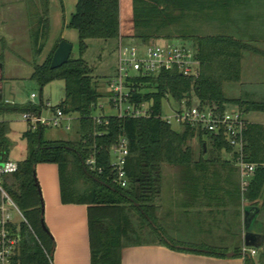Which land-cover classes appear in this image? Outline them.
Here are the masks:
<instances>
[{"label": "trees", "instance_id": "16d2710c", "mask_svg": "<svg viewBox=\"0 0 264 264\" xmlns=\"http://www.w3.org/2000/svg\"><path fill=\"white\" fill-rule=\"evenodd\" d=\"M244 1L130 0L132 36L143 43L170 38L190 40L199 61V75L192 80L182 78L176 72H164L156 78L137 80L136 87H147L153 92L134 94L133 99L141 102L152 98L153 115L145 119L103 117L100 124H96L93 112L97 101L107 93L102 96L98 92V81L92 78V71L83 56L92 41L112 43L113 52L116 51L118 40H122L120 0H77L66 26L77 32V58L70 55L65 65L50 70L52 55L61 42L59 39L44 62L32 67L30 76L41 89L56 80L63 82L64 97L56 109L74 117L76 139L45 140L46 128L31 130L27 127L21 135L25 142V157L17 162L16 173L3 179L5 191L26 221L18 227L19 264H51L54 243L43 221V203L35 176V168L40 164L57 167L61 204L87 207L90 264H120L122 249L143 244L138 239L139 233L156 236L160 244L172 250L201 253L183 246L178 248L153 227L151 213L156 209L164 183L187 189L219 187L223 189V195L236 204L243 201L251 210L258 209L264 216V125L246 122L244 160L258 167L246 193L241 194L238 170L222 160V151H229L224 142L188 127L175 132L156 117L165 95L179 101L189 99L191 93L203 104H216L221 109L235 106L242 115L264 112V101H242L226 95L229 85L240 80L243 59L248 60L247 57L253 55V59L264 60V50L258 51L251 41L229 35L200 36L190 31L186 23L195 17L222 24L231 14L240 12L238 7L242 8ZM46 3L44 0L43 16L31 31L34 56L42 52L47 42ZM42 107L43 104L17 105L2 100L0 118L12 114H39ZM9 133V123L0 120V155L5 160L11 149ZM119 138H124L128 146L124 189L114 183L110 166V149ZM193 139L198 141V156L190 146ZM90 155L95 156L100 174L86 168L84 163ZM166 168L172 170L170 174L175 173L174 182L163 181L162 171ZM234 257L243 258L244 264H264V242L256 259L242 256L239 251Z\"/></svg>", "mask_w": 264, "mask_h": 264}, {"label": "crops", "instance_id": "0c3cea01", "mask_svg": "<svg viewBox=\"0 0 264 264\" xmlns=\"http://www.w3.org/2000/svg\"><path fill=\"white\" fill-rule=\"evenodd\" d=\"M62 1L59 0L61 12ZM12 2L15 0H0V11L10 7L9 4ZM17 2L21 6L22 14H8V16L0 14V28H5L8 21L14 22L12 25L14 29L8 33L14 34L17 38L16 27L18 25L20 27L18 36L22 37V47L25 51H31V31L37 27L39 17L43 16L44 0H17ZM46 2L47 14L44 16L49 20L51 17L48 14L49 0ZM73 2L76 5L77 0ZM68 21L69 18L61 19L59 39L71 44L74 35L71 29L66 27ZM186 23L187 28L195 34L205 32L234 35L245 41H251L252 47L258 51L264 50V23L260 21V14H231L230 18L222 24L212 19L195 17L190 18ZM48 30L47 24V41ZM3 33V31L0 32V38L5 34ZM52 47L53 44L46 45L36 56L41 58L39 59L40 65ZM251 57L253 55L247 57L249 59L247 62L246 58L243 59L240 80L229 85L227 94L232 99L263 102L264 72L258 68L257 63ZM0 90L2 96L1 66ZM257 115H264V112H248L243 117L245 122L264 125V122L258 123ZM35 176L43 203V221L54 243L51 263L90 264L87 207L77 204H61L58 172L55 165H37ZM222 191L223 189L219 187L187 189L174 185H163L156 209L151 213L155 224L153 227L177 247L200 250L201 253L172 250L160 244L157 238H150L139 246L122 249L120 264H244L243 258H236L234 255L237 251L241 254L243 248H248L245 245H249L244 243V236L248 233L245 219L251 215L250 212L246 215L245 209L249 207L243 201L239 205L236 204L232 199L224 196ZM239 219L242 221L241 228L238 225ZM238 241L242 242L240 247Z\"/></svg>", "mask_w": 264, "mask_h": 264}, {"label": "built area", "instance_id": "2783aa9c", "mask_svg": "<svg viewBox=\"0 0 264 264\" xmlns=\"http://www.w3.org/2000/svg\"><path fill=\"white\" fill-rule=\"evenodd\" d=\"M164 72H176L182 78L197 79L199 61L195 50L183 45L157 43L152 40L140 42L139 47L128 46L119 39L115 51L114 72L106 82V99L108 106L115 111L114 117L150 118L153 115V99L136 102L133 97L134 94L153 91L147 87H136V81L156 78ZM30 98L35 99L33 95ZM44 108L48 109V104L43 105L42 111ZM42 111L39 114H22L21 119L31 130L36 127L70 130L73 116L55 109L51 116L43 117ZM156 117L170 127H188L224 142L229 151H222V154L227 156L226 161L238 170L241 194L246 193L258 166L244 160L243 132L246 122L238 108L230 109L225 106L221 109L216 104H203L193 93L189 99L179 101L165 95L161 101L160 113ZM101 118L103 117H93L94 123L100 124ZM109 155L114 183L124 189L127 185L124 171L128 157L127 141L119 138L111 147ZM84 164L90 172L101 173L100 168L96 167L94 155H90ZM17 170V162L9 158L5 160L0 155V264H19V224L14 218H18L20 223L26 224V221L3 187V179L15 174ZM241 254L254 258L257 252L254 248H243Z\"/></svg>", "mask_w": 264, "mask_h": 264}, {"label": "rangeland", "instance_id": "374dc122", "mask_svg": "<svg viewBox=\"0 0 264 264\" xmlns=\"http://www.w3.org/2000/svg\"><path fill=\"white\" fill-rule=\"evenodd\" d=\"M62 12L60 10V2L59 0H49V11L50 18L48 20V41L45 44L53 46L59 40V26L61 25V19L70 18V14H73L75 11V3L73 0H63ZM247 3V4H246ZM246 3L242 6L239 11H236L235 14H260V21L264 23V0H246ZM10 7L4 8L0 11V14L8 16V14H22L20 9V5L15 0L9 4ZM12 6V7H11ZM13 17V16H12ZM11 17V18H12ZM13 19V18H12ZM120 33L122 37V41L125 45L128 46H136L139 47L140 40L134 38L132 35V14H131V5L130 0H120ZM14 22L8 21L5 25V28H0V32H4L3 36L1 35L0 41V66L2 68V100L8 104H17V105H40L44 106L48 104L49 108H44L42 111L43 117L51 116V113L56 109V107L61 103L64 97V85L61 81H53L43 87L42 89L35 85L31 80L30 76L32 73V67L34 65H40L41 58H38L33 55L32 48L31 51H25L22 47V37L18 36L20 34V27L17 25L16 31L17 38L14 34H9L11 30L14 29ZM12 26V27H11ZM6 29L8 31H6ZM74 35L72 39L71 46V57L77 58V36L74 30H70ZM221 35H228L223 33H218ZM218 34H207L200 33V36H208V35H218ZM234 38H238V36L229 35ZM157 43H170L172 45H183L187 48L193 49V43L190 40H182L179 38H170L169 40L157 39L152 40ZM59 44V43H58ZM114 46L112 43L104 44L102 42L92 41L88 44V50L86 54L83 56L84 62L89 66L92 73V78L97 79L99 84L98 92L103 96L106 92V84L107 79L114 72L115 65V52ZM258 68L264 72V60L260 58L253 59ZM249 61L246 60V62ZM33 95L35 99L31 100L30 96ZM226 95L227 89H226ZM229 97V96H227ZM227 108L232 109V106H226ZM115 115V111L108 106V99L104 95L97 101V106L95 111L93 112V117H112ZM249 117V116H248ZM258 123L264 122V115L256 116ZM5 122L9 123L10 133L8 135V140L11 144V149L9 153V159L13 162L22 161L25 157V142L21 139L22 132L27 129L25 123L21 119V115L12 114L5 115L3 118H0ZM72 128L69 131H66L64 128L54 129V128H46L43 133V138L45 140L51 141H67L76 139L75 135V122L71 121ZM172 130L175 132H179L180 128L172 125ZM191 148L195 152V156H198V141L193 139L190 142ZM227 156L222 154V160L226 161ZM231 164L230 162H228ZM41 165V164H40ZM232 165V164H231ZM218 169V168H217ZM172 172L171 169H165L162 171L163 181L166 182H174L173 178L175 177V173L170 174ZM177 177V176H176ZM175 180V179H174ZM165 185H170L168 183H164ZM258 210V209H256ZM250 214H254V211L251 210ZM241 217V216H240ZM17 224H20L18 218H14ZM262 227V235L264 242V216L259 214L256 218ZM238 225L240 228L242 227V221L238 220ZM253 222L248 223V227L251 228ZM138 239L141 242L148 241L150 238H156V236L148 237L143 235V233H139ZM214 238V236L212 235ZM242 244L241 241H238V246L240 247ZM263 243L260 249H257L256 252L261 251ZM256 259V257H254ZM52 262V259H51ZM52 264V263H51Z\"/></svg>", "mask_w": 264, "mask_h": 264}, {"label": "water", "instance_id": "95a60500", "mask_svg": "<svg viewBox=\"0 0 264 264\" xmlns=\"http://www.w3.org/2000/svg\"><path fill=\"white\" fill-rule=\"evenodd\" d=\"M71 51H72V46L70 44H68L65 41L59 42L56 50L54 51V53L52 55V59H51V63H50V70H55V69H58V68L62 67L63 65H65L67 63V61L69 60V57L71 55ZM1 101H2V96H1V90H0V102ZM203 151H205V146H203ZM250 211H251V208H246L245 214L247 215L248 212H250ZM253 211H254V218H257L258 211L257 210H253ZM261 245H262V243L259 245H245V246L248 248L260 249Z\"/></svg>", "mask_w": 264, "mask_h": 264}, {"label": "flooded vegetation", "instance_id": "af4514ba", "mask_svg": "<svg viewBox=\"0 0 264 264\" xmlns=\"http://www.w3.org/2000/svg\"><path fill=\"white\" fill-rule=\"evenodd\" d=\"M249 222H254L251 228L248 227ZM245 226L248 227V233L244 236V243L249 245H259L263 243V235H262V227L256 218H254V214L245 219Z\"/></svg>", "mask_w": 264, "mask_h": 264}]
</instances>
